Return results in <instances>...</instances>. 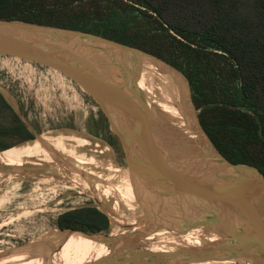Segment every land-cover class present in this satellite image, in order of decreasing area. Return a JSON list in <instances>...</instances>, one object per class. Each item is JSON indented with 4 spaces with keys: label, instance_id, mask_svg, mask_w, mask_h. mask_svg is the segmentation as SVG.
I'll return each instance as SVG.
<instances>
[{
    "label": "water",
    "instance_id": "water-1",
    "mask_svg": "<svg viewBox=\"0 0 264 264\" xmlns=\"http://www.w3.org/2000/svg\"><path fill=\"white\" fill-rule=\"evenodd\" d=\"M0 56L52 69L79 86L98 106L122 147L132 181L155 197L153 206L141 207L144 219L136 232L125 227L129 232L111 237L59 229L60 234L78 233L108 250L107 256L89 264H200L232 259L264 264V177L254 167L230 163L215 149L199 123L184 76L179 83L186 87L184 114L193 134L175 127L139 89L143 56L177 73L141 50L81 31L0 19ZM166 146L185 157L173 161L162 156ZM1 168L23 172L13 166ZM243 180L247 185L241 184ZM198 228L215 234L218 241L173 252L117 250L133 237L145 238L160 230L185 235Z\"/></svg>",
    "mask_w": 264,
    "mask_h": 264
},
{
    "label": "trees",
    "instance_id": "trees-1",
    "mask_svg": "<svg viewBox=\"0 0 264 264\" xmlns=\"http://www.w3.org/2000/svg\"><path fill=\"white\" fill-rule=\"evenodd\" d=\"M0 19L101 36L163 61L188 81L199 123L215 149L264 177V0H0ZM146 58L169 77L176 108L191 129L181 77ZM0 119L1 152L15 146L10 142L34 139L1 94ZM54 225L105 233L108 219L96 208H82Z\"/></svg>",
    "mask_w": 264,
    "mask_h": 264
},
{
    "label": "rangeland",
    "instance_id": "rangeland-1",
    "mask_svg": "<svg viewBox=\"0 0 264 264\" xmlns=\"http://www.w3.org/2000/svg\"><path fill=\"white\" fill-rule=\"evenodd\" d=\"M177 74L182 77L179 72ZM138 87L150 103L155 102L152 95L159 93V90L152 86L151 94L140 85ZM183 88L185 101L186 87ZM0 94L22 116L24 122L33 128L36 135V138L25 144L10 142L15 146L5 153L24 146H38L44 151L45 147L39 141L45 139L50 145L57 144L54 146L57 149L61 145L58 151L51 146L46 147L54 155L49 161L40 154L27 155L22 166L16 167L24 173L7 172L0 167V252L6 254L22 249L20 252L24 259V252L30 250L31 255L36 257L31 264L53 263L54 252L59 246L58 242L52 241V237L59 233L54 225L56 219L82 208H96L107 217L108 230L101 234L111 236L116 233L120 235L122 231L129 232L114 223L102 208L112 212L117 209L126 214L129 204L126 202L123 179L125 173L128 176L129 173L122 147L112 139L109 125L95 102L64 75L7 56H0ZM0 121L4 122L3 119ZM183 121L187 124L184 118ZM85 133L108 137L112 147H107L99 139L85 137ZM202 142L205 145L204 139ZM174 151L166 146L161 154L173 161L184 158L183 154ZM76 165L77 170L73 168ZM154 200L155 197L145 192L140 200L135 201L134 212L144 219L141 207L153 206L150 202ZM191 232L173 235L191 241ZM81 240L74 241L80 243ZM201 243L208 244L205 241ZM83 245L88 251L81 249L89 252L87 244ZM26 261L11 262L2 255L0 264H28Z\"/></svg>",
    "mask_w": 264,
    "mask_h": 264
},
{
    "label": "bare ground",
    "instance_id": "bare-ground-1",
    "mask_svg": "<svg viewBox=\"0 0 264 264\" xmlns=\"http://www.w3.org/2000/svg\"><path fill=\"white\" fill-rule=\"evenodd\" d=\"M141 62H142L141 73H140L139 81L141 82V84L144 85L146 90H148L150 93L151 91L153 93L152 86L153 88L159 90V93H155L156 95H152L157 103L156 109L159 110V112H161L170 122H172V124L175 127L182 129L183 132H186V134H191L190 131H188L189 129L187 127V124L184 123L183 118L181 117V115L179 114L176 108L174 89L169 77L157 64H155L153 61L146 58L145 56H143ZM155 82H157L156 85ZM43 141L45 144L43 143ZM45 141L46 139L39 141L41 144L44 145L45 147L44 151L41 150L40 147L38 146H33V147L24 146L22 148H15L14 150L8 151L7 153H5L6 151H3L2 153H0V167L2 166L20 167L23 164L22 163L23 159L27 158V155L30 153H36V155L39 154L43 155L46 158V161H49L50 158L54 157V155L53 153H51L49 149H46V147L51 146V148L53 147L56 151H58L61 150V145L58 143L59 144L58 146H60V148L57 149L54 147L57 144L50 145L49 142L47 141L45 142ZM76 167H78V165L74 166L73 168L77 170L78 168ZM241 182H243L241 184L247 185L245 180ZM123 185L125 188L126 202L129 204V207L126 210V214L118 212L117 209H115V212H112L109 211L108 209L106 210V208L104 207L102 208L105 210V213L109 216V218L118 226L129 227L131 230L130 232H136L138 230L136 227L143 222L140 215L134 212L136 211L134 209V206L136 204L135 201L137 199L140 200L141 195L144 196L145 188L142 185L139 186L138 184H135L127 173H125L124 175ZM119 233L126 234L124 231ZM191 233H192L191 234L192 240L184 241L183 239L174 236L172 232L166 230H160L154 234H149L145 238L133 237L125 241L122 245L117 246V250L141 248L156 252H173L180 248L202 247L203 246L201 243L202 241L207 242L208 245L214 244L215 242L218 241V237L215 234L211 232H207L200 228L192 230ZM117 235H118L117 233L112 234L111 237ZM62 236L65 237L63 234L58 233L56 236L52 237L53 242H55V238L58 237L62 242V245L58 246L57 248L58 252L57 251L56 253L54 252L55 260L51 264H89L104 258L108 254V250L102 244H98L94 241L83 238H79L82 239L80 243H75V241L74 242L69 241L66 243L65 239ZM71 240H78V239H71ZM76 244H78V246ZM83 244H87V247L90 250L89 252L86 253L83 251V250L88 251ZM20 250H15V252H11V253L6 252V254L0 252V260L2 259V255L8 257V259L11 260V262L12 261L25 262L27 260L26 262L28 264H31L36 260V257H33V255H31L32 253L29 252L30 251L29 248H28L29 251L24 252L25 253L24 257L26 258V260L25 258L24 259L22 258L23 256H21ZM216 263H220V262L217 261ZM222 263L251 264L249 262H245L240 259L222 261Z\"/></svg>",
    "mask_w": 264,
    "mask_h": 264
},
{
    "label": "flooded vegetation",
    "instance_id": "flooded-vegetation-1",
    "mask_svg": "<svg viewBox=\"0 0 264 264\" xmlns=\"http://www.w3.org/2000/svg\"><path fill=\"white\" fill-rule=\"evenodd\" d=\"M20 118V120H21V122L24 124V126L27 128V130L30 132V134H32V136H33V133H34V130H33V128H31L30 126V128H31V130H29L28 129V125L24 122V120H23V118H22V116L21 117H19ZM87 135V136H86ZM84 136L85 137H87V138H89V139H94V140H101L107 147H112V143H111V141H110V139L108 138V137H106V138H102L100 135H93V134H90V133H85L84 134ZM24 144L26 143V141H24L23 142ZM22 144V143H21ZM9 150V149H8ZM6 151V150H5ZM30 154H33V153H30ZM29 155V154H28ZM35 155H36V153H35ZM89 208H92V207H89ZM58 228V227H57ZM59 229V228H58ZM63 237V236H62ZM64 239H65V241H66V243L67 242H74V240H71V239H67V238H65V237H63ZM83 239H85L86 237H82ZM55 242H58L59 243V245H62V242L60 241V239L58 238V237H56L55 238ZM204 246H206L205 244L202 246V247H204Z\"/></svg>",
    "mask_w": 264,
    "mask_h": 264
}]
</instances>
